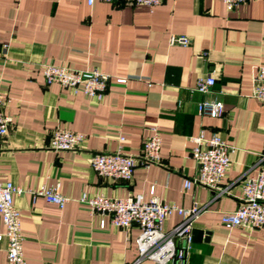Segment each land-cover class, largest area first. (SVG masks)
Returning a JSON list of instances; mask_svg holds the SVG:
<instances>
[{"label": "crops", "instance_id": "0c3cea01", "mask_svg": "<svg viewBox=\"0 0 264 264\" xmlns=\"http://www.w3.org/2000/svg\"><path fill=\"white\" fill-rule=\"evenodd\" d=\"M172 35L190 44L169 46ZM42 64L96 69L111 80L97 101L46 84ZM259 65L264 0H249L231 12L217 0H164L152 9L99 1L88 7L86 0H0V92L8 98L4 114L11 121L0 139V179L23 190L56 187L69 199L60 210L29 193L14 197L25 264H155L138 260L139 228L111 226L78 202L82 194L140 196L183 209L196 203L202 209L192 230L210 236L192 242L186 264H264V227L221 225L222 213L239 207L245 178L264 163V104L251 97ZM206 75L215 78L210 92H193L197 78ZM205 99L221 101L223 116H199L197 105ZM152 128L160 134L159 160L137 166L131 182L92 170L94 153L140 156ZM55 131L85 140L77 150L56 152L49 148ZM214 135L233 148L224 180L214 189L192 185L185 191L184 181L196 175L193 139ZM180 223L174 212L163 230ZM0 264H6L4 244Z\"/></svg>", "mask_w": 264, "mask_h": 264}, {"label": "built area", "instance_id": "2783aa9c", "mask_svg": "<svg viewBox=\"0 0 264 264\" xmlns=\"http://www.w3.org/2000/svg\"><path fill=\"white\" fill-rule=\"evenodd\" d=\"M97 1L116 6H145L152 9L161 5L164 0H86V4L91 7ZM217 1L231 12L249 0ZM168 43L169 46L185 47L190 44V39L172 35ZM41 72L46 84H57L61 88L70 90L73 95L81 93L97 101L103 98L111 80L110 76L96 69L74 70L42 64ZM125 81V79L116 80L118 83ZM252 82L251 97L264 104V65L257 67ZM214 84L213 76H200L192 91L206 95ZM7 103L8 98L0 92V139L7 135L11 122L4 114ZM223 113L224 106L219 100L205 99L197 105V114L202 117L220 118ZM84 140L85 137L79 133L55 131L51 136L49 148L56 152L74 151L80 148ZM193 142L195 146L191 150V158L196 166V175L192 179H186L183 188L187 191L192 185H196L214 189L226 176L233 148L217 135L209 139L199 136L194 138ZM160 144V134L157 128H152L151 135L142 144L140 156L124 155L120 152L94 153L89 160L90 166L100 177L129 183L137 166L148 167L158 162ZM20 193L42 197L47 204L55 205L60 210L69 201L56 187L41 186L38 189L23 190L11 182L0 179V222L4 227V231H0V244L5 245L6 264H25L20 229L21 216L14 205V197ZM241 193L239 207L234 212L222 213L221 225L228 230L263 228L264 163L256 175L245 178ZM78 202L86 204L91 214L108 218L110 225L115 228L123 230H128L132 226L139 228L140 234L136 239L139 261L146 259L155 264H186L192 244V223L202 209L196 203L189 209H183L173 204L160 203L155 199L144 201L140 196L112 199L104 196L88 197L86 194H82ZM174 212L181 217V223L171 231L165 232L163 225Z\"/></svg>", "mask_w": 264, "mask_h": 264}, {"label": "water", "instance_id": "95a60500", "mask_svg": "<svg viewBox=\"0 0 264 264\" xmlns=\"http://www.w3.org/2000/svg\"><path fill=\"white\" fill-rule=\"evenodd\" d=\"M203 236H205L204 241L207 242L209 240L210 233L200 230H192V242H199Z\"/></svg>", "mask_w": 264, "mask_h": 264}]
</instances>
